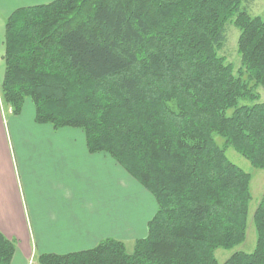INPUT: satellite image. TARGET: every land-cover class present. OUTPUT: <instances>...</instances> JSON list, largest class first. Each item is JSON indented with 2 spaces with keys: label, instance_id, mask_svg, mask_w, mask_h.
<instances>
[{
  "label": "trees",
  "instance_id": "obj_1",
  "mask_svg": "<svg viewBox=\"0 0 264 264\" xmlns=\"http://www.w3.org/2000/svg\"><path fill=\"white\" fill-rule=\"evenodd\" d=\"M245 1L54 0L7 18L1 104L19 114L28 99L37 123L81 129L156 202L131 252L107 238L40 264H264V196L253 251L215 257L244 241L251 199L226 150L264 169V20ZM230 20L236 71L218 54ZM14 250L0 232V264Z\"/></svg>",
  "mask_w": 264,
  "mask_h": 264
},
{
  "label": "crops",
  "instance_id": "obj_2",
  "mask_svg": "<svg viewBox=\"0 0 264 264\" xmlns=\"http://www.w3.org/2000/svg\"><path fill=\"white\" fill-rule=\"evenodd\" d=\"M52 1L0 0V84L7 18L17 9ZM26 105L32 112L25 124L20 118ZM12 118L10 130L0 102V232L15 245L9 264H40L41 254H69L107 238L125 242L146 236L154 198L147 199L148 209L144 201L137 211L131 207L128 186L137 181L107 153L90 152L81 129L37 123L28 99ZM144 190L136 185L132 192L150 194Z\"/></svg>",
  "mask_w": 264,
  "mask_h": 264
},
{
  "label": "rangeland",
  "instance_id": "obj_3",
  "mask_svg": "<svg viewBox=\"0 0 264 264\" xmlns=\"http://www.w3.org/2000/svg\"><path fill=\"white\" fill-rule=\"evenodd\" d=\"M243 5L246 7L250 15L259 16L264 20V0H247L243 3ZM224 30H225L224 31L225 42L223 46L219 49L218 54L223 56L227 62L231 63L233 65L234 70L236 71L240 65V57L238 54V47H237L239 29L234 25L233 21L230 20L226 23ZM254 90L256 93L259 94V101L264 103V89L261 86H257ZM1 111H2V118L4 120V125L6 126L7 123L9 125V129L12 130L14 124L12 122L13 113L11 111V108L7 107L4 104H1ZM31 112H32L31 108H29L26 105L24 108L22 118H20L21 123H25V124L27 123V121L31 117ZM215 140L218 143V145L222 146L223 138L216 137ZM226 156L231 162L239 166L245 172L249 173L251 199L248 204L247 230L244 241L241 244L232 248L231 250H225L222 248L216 249L215 257L218 263H222L234 251L237 250L243 252L253 251L256 243V230L254 227L252 215L260 199L262 198V196H264V169L254 167L246 158H244L242 155H240L231 147H229L226 150ZM136 185L138 187H141L138 182L137 183L129 182V186H128L129 191H128V199H127L129 201V205L134 208L136 207L137 208L136 211H137L141 205V202L144 201L145 207L148 209L149 202H147L148 201L147 199H151L149 197L152 196L150 194H147L144 197L141 196L140 194L135 195L134 192L132 191L134 190V187ZM134 208L131 210V212L134 210ZM147 214H148L147 211H145L144 217ZM124 244L127 252H131L133 250L134 240H126Z\"/></svg>",
  "mask_w": 264,
  "mask_h": 264
}]
</instances>
